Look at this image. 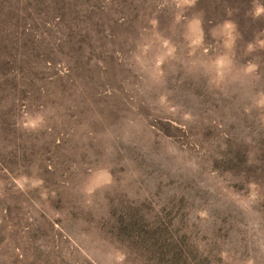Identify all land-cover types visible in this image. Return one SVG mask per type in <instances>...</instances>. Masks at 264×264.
Segmentation results:
<instances>
[{
    "label": "rangeland",
    "instance_id": "374dc122",
    "mask_svg": "<svg viewBox=\"0 0 264 264\" xmlns=\"http://www.w3.org/2000/svg\"><path fill=\"white\" fill-rule=\"evenodd\" d=\"M0 264H264V0H0Z\"/></svg>",
    "mask_w": 264,
    "mask_h": 264
},
{
    "label": "clouds",
    "instance_id": "9594fccd",
    "mask_svg": "<svg viewBox=\"0 0 264 264\" xmlns=\"http://www.w3.org/2000/svg\"><path fill=\"white\" fill-rule=\"evenodd\" d=\"M98 172H107V169H98L96 172H94L92 175H90L85 181L84 184L82 185V192L84 195H90L92 192H95L97 190H100L102 188H105L107 185L104 184H96V175ZM91 189V192L89 191Z\"/></svg>",
    "mask_w": 264,
    "mask_h": 264
}]
</instances>
